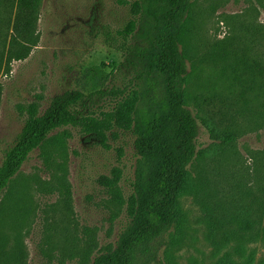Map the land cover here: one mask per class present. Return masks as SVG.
I'll return each instance as SVG.
<instances>
[{"label": "rangeland", "instance_id": "374dc122", "mask_svg": "<svg viewBox=\"0 0 264 264\" xmlns=\"http://www.w3.org/2000/svg\"><path fill=\"white\" fill-rule=\"evenodd\" d=\"M134 1H42L35 24L37 45L27 59L13 61L9 69L5 62L0 69V166L31 104L43 113L55 97L80 91L87 96L81 108L100 115L113 106L111 89L140 82L139 68L126 67L122 49L133 39L120 34L133 19ZM13 23L11 9L0 5L4 39L10 40ZM181 50L188 64V107L199 126L202 153L192 167L198 182L182 198L181 223L152 244L146 264L214 262L221 236L218 221L211 217L218 216V210L249 206V193L259 192L254 167L264 164V97L253 85L256 60L264 61V0H193ZM56 133L67 137L69 216L77 229L67 221L63 196L40 189L49 188L53 180L36 149L0 198V264L13 263L15 248L23 252L25 264H47L48 249L52 264H79L77 252L62 242L66 226L69 239L73 232L83 236L86 227L96 229V253L116 247L127 226L126 207L111 201L100 178L119 168L124 196L131 195L138 158L132 132L115 128L105 145L73 126ZM231 134L235 141H222ZM252 246L259 249L255 264L262 263L264 243Z\"/></svg>", "mask_w": 264, "mask_h": 264}, {"label": "trees", "instance_id": "16d2710c", "mask_svg": "<svg viewBox=\"0 0 264 264\" xmlns=\"http://www.w3.org/2000/svg\"><path fill=\"white\" fill-rule=\"evenodd\" d=\"M42 1L0 0V5L11 9L14 16L10 40L8 36L4 39L2 31L0 34V69L5 62L9 69L13 61L27 59L37 45L35 24ZM192 3L193 0H135L131 4L133 19L120 34L125 40L133 39L131 45L122 49L127 56L126 67L132 64L139 68L140 82L131 88L111 89L113 106L100 115L81 108L86 104L87 96L80 91L55 97L43 113L37 104H31L22 131L0 166L1 198L30 154L40 149L53 180L49 188L40 185V189L60 193L69 216L72 195L65 167L67 137L56 132L73 126L104 145L108 141V132L115 128L132 132L138 158L131 195L124 196L119 168L112 171V176L100 178L111 201L120 208L126 207L127 226L116 247L108 246L99 253H96V229L86 227L83 236L78 237L73 232L74 237L69 239L70 228L66 226L62 242L70 244L77 252L79 264H146L145 258L152 253V244L181 223L182 198L198 182L192 175V167L202 153L198 149V122L188 107V64L181 50ZM256 70L253 85L258 87L260 97H264V61L261 57L256 60ZM236 139V135L231 134L222 141L228 143ZM253 173L257 180L260 179V184L259 192L249 193L252 196L249 206H232L223 209L222 213L218 210V216L211 217L214 222L218 221V236H221L218 241L220 255L211 264L256 263L259 249L252 245L264 243V182L261 184L264 164L254 167ZM66 218L76 230L75 222L70 216ZM51 253L50 249L45 252L49 258L47 264L53 263ZM11 258L12 264H25L19 248L14 249Z\"/></svg>", "mask_w": 264, "mask_h": 264}]
</instances>
